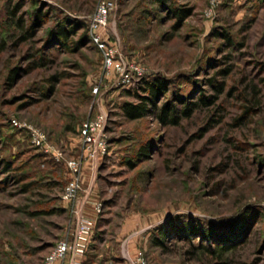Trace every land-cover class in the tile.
Segmentation results:
<instances>
[{"label":"rangeland","instance_id":"obj_1","mask_svg":"<svg viewBox=\"0 0 264 264\" xmlns=\"http://www.w3.org/2000/svg\"><path fill=\"white\" fill-rule=\"evenodd\" d=\"M33 1L0 0V264H43L73 229L80 204L95 218L83 264L139 252L146 264H264V0H110L104 34L145 70L127 89L157 75L168 82L158 104L213 99L176 125L152 112L123 115L122 104L135 98L104 69L90 40L79 43L84 28L64 48L50 39L64 16L88 32L101 0H37L45 15L15 42L8 7L19 4L29 23ZM169 4L190 8L177 27ZM101 110L107 151L89 158L79 129ZM11 117L38 129L59 159L33 145ZM70 160L78 162L75 173ZM71 177L79 188L66 200ZM187 220L228 236L233 247L222 258L202 250L217 243L179 229Z\"/></svg>","mask_w":264,"mask_h":264},{"label":"built area","instance_id":"obj_2","mask_svg":"<svg viewBox=\"0 0 264 264\" xmlns=\"http://www.w3.org/2000/svg\"><path fill=\"white\" fill-rule=\"evenodd\" d=\"M214 1V0H213ZM113 9V3L110 0H101L95 12L89 17L88 37L89 40L99 50L104 69L107 72L113 71L114 75L121 86H129L134 76H140L145 70L135 63L125 61L119 51L116 43L109 41L104 34V28L107 22L108 13ZM106 119V113L101 110L95 115V118L84 121L80 126V135L82 138V146L89 158H95L98 155L106 153V140L102 133ZM10 124L14 127L27 128L30 141L43 149L45 153L51 154L57 160L58 152L51 150L45 140L44 135L36 128L19 122L16 118L9 119ZM67 168L73 173L77 171L78 162L70 160L67 162ZM79 188L78 180L70 178L66 185L62 197L71 200L76 197ZM99 205L95 204L97 208ZM95 226V218L85 212L81 206L75 209V224L70 232L57 238L51 251L44 258L43 264H83L84 256L92 240L93 230ZM100 264H146L143 261L141 253L130 258L129 256L115 261H109Z\"/></svg>","mask_w":264,"mask_h":264},{"label":"trees","instance_id":"obj_3","mask_svg":"<svg viewBox=\"0 0 264 264\" xmlns=\"http://www.w3.org/2000/svg\"><path fill=\"white\" fill-rule=\"evenodd\" d=\"M155 3L160 5H165L169 2V0H153ZM37 2L39 1L35 0L32 2V5L34 7V11L30 13L31 15V22L25 23L23 20V17L18 15L17 11L19 8V4H13V6H9L7 13L8 18L11 22L16 24L18 27L19 33L15 35V42L21 41L24 39H27L28 36H31L34 32V26L38 25V22L41 21L42 17L45 15V13L41 12L39 8H36ZM169 10L172 12L173 17L176 19V24L174 27H177L180 25L183 20L189 15L190 8H173L171 4L167 6ZM81 27L84 28L82 39L79 40V43L83 40H89L88 32L85 29V24L82 21H76L70 20L68 16H64L61 18V20L56 24V27L53 30L49 31L50 39H53L55 43L61 45L63 48L67 47V44L72 40L71 36L74 35L77 31V29ZM223 38L226 42L230 41L229 36L225 33L222 34ZM76 42V41H75ZM34 63V62H33ZM32 63V66L35 64ZM220 72L221 74L226 75L229 72V68H224L222 70H218L216 73ZM208 81L213 86L216 93L222 92V83H217L214 77L209 78ZM168 82L157 75L152 76L149 79H142L138 82V86L135 90L131 92V90L126 88V93L130 96H133L135 98L134 101L130 102H124L121 106L122 113L127 119H137L140 118L150 112H152L157 120L164 125L171 124L176 125L179 123V120L182 117H188L193 112L195 107H197L200 104H210L213 102V99H208V97H204L203 95H199L197 97L196 101H186L183 97L175 98L179 99L181 105L177 106L175 100H164L162 103L158 104L157 99L159 97H162L165 95V93L168 90ZM140 90V92H139ZM142 91V92H141ZM215 98L216 96H212ZM149 148V147H148ZM148 148L143 147L142 150L145 152ZM142 154V152H140ZM145 153H143L144 155ZM10 166L9 163H5V170L8 169ZM242 222H244V219H242ZM234 223L232 222V225ZM183 232L199 236L207 241H212L213 243L216 242L215 246L212 247L209 246H202V250H205L206 252L209 251L210 253H213L215 257L222 258L224 253L231 249L233 246L230 244H226V242L229 241L228 236H224L220 234L219 232L213 230L211 227L208 226H195L193 221L187 220L186 222L182 221V224L180 225ZM160 238L161 235H165V232L159 231ZM159 238V240H154V243L156 245H160L162 243V240ZM230 243V242H228ZM228 245V246H227ZM230 245V246H229ZM90 248V245L88 249Z\"/></svg>","mask_w":264,"mask_h":264},{"label":"crops","instance_id":"obj_4","mask_svg":"<svg viewBox=\"0 0 264 264\" xmlns=\"http://www.w3.org/2000/svg\"><path fill=\"white\" fill-rule=\"evenodd\" d=\"M116 240H118L117 238H116ZM129 256V255H128Z\"/></svg>","mask_w":264,"mask_h":264}]
</instances>
